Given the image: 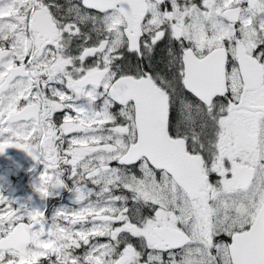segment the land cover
Listing matches in <instances>:
<instances>
[{
    "label": "snow or ice",
    "instance_id": "snow-or-ice-1",
    "mask_svg": "<svg viewBox=\"0 0 264 264\" xmlns=\"http://www.w3.org/2000/svg\"><path fill=\"white\" fill-rule=\"evenodd\" d=\"M8 148L0 264H264V0H0Z\"/></svg>",
    "mask_w": 264,
    "mask_h": 264
},
{
    "label": "flooded vegetation",
    "instance_id": "flooded-vegetation-1",
    "mask_svg": "<svg viewBox=\"0 0 264 264\" xmlns=\"http://www.w3.org/2000/svg\"><path fill=\"white\" fill-rule=\"evenodd\" d=\"M40 168L41 166L36 164L23 150L8 148L3 154H0V177L13 186H19L17 189L9 188L10 195L15 193V195L21 196L33 192L31 185ZM33 169L35 171H32ZM0 194L6 196L3 187H0ZM34 195L37 196L35 193ZM69 195L71 196V193L68 191H61L59 197L45 201L48 203L47 209L63 203V200Z\"/></svg>",
    "mask_w": 264,
    "mask_h": 264
},
{
    "label": "rangeland",
    "instance_id": "rangeland-1",
    "mask_svg": "<svg viewBox=\"0 0 264 264\" xmlns=\"http://www.w3.org/2000/svg\"><path fill=\"white\" fill-rule=\"evenodd\" d=\"M0 187H3L5 189L6 197H8L10 200H14V201H17L19 203H25L28 201V198L31 197V204L33 206H35L37 208L42 207V202L39 200L38 196L34 195L33 192L22 194L21 196L15 195V193L10 195L8 192L9 188H16L17 189L19 186H13V185L9 184L7 181H3L1 177H0ZM69 199H70V195L63 200V203L67 204L69 202ZM43 204H46V206L48 205L47 202H43ZM13 206H16V205H13ZM53 207H51L48 210L49 213L51 212Z\"/></svg>",
    "mask_w": 264,
    "mask_h": 264
}]
</instances>
